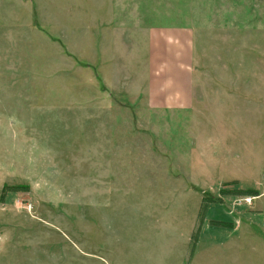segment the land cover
Listing matches in <instances>:
<instances>
[{"label":"rangeland","instance_id":"obj_1","mask_svg":"<svg viewBox=\"0 0 264 264\" xmlns=\"http://www.w3.org/2000/svg\"><path fill=\"white\" fill-rule=\"evenodd\" d=\"M133 1L117 47L113 30L96 46V0H0V264H159L166 226L209 196L210 215L237 217L253 198L236 179L264 181V166L208 173L225 136L247 135L250 170L264 159V0H146L152 25ZM157 22L173 40L146 43ZM189 26L195 42L177 39ZM144 64L157 103L165 65L198 71L200 109L136 100Z\"/></svg>","mask_w":264,"mask_h":264},{"label":"crops","instance_id":"obj_2","mask_svg":"<svg viewBox=\"0 0 264 264\" xmlns=\"http://www.w3.org/2000/svg\"><path fill=\"white\" fill-rule=\"evenodd\" d=\"M133 0H96L94 2V8L96 11L94 12L97 16L95 19V30L96 33V46H100L103 42L102 34L109 30H113L117 32V36H113L112 42L114 46L118 47V41H123L120 39L119 35V26L125 25V27L129 26V21L132 20L130 16H135L137 14L136 5H134ZM83 3V8H84ZM139 11L140 15L145 14L148 16L147 20L150 21L152 25V12H151V5L150 3H146L144 0L143 5H141ZM84 10V9H83ZM144 21V18H143ZM159 21V18L158 20ZM145 23V21H144ZM146 24V23H145ZM157 33L155 35L151 32V27L149 28L151 33L147 34L146 32L143 35V39H145L146 43L148 39L154 37V41H162V35L164 41L173 40L171 36H169L168 31L171 30L167 26L160 24L159 22L156 23ZM133 25V23H132ZM175 31V35L177 39L184 40L189 39V42L194 41L197 38V28L195 26H189L184 28V30L189 31V34H185L184 31H176V29L172 28ZM91 30V29H90ZM183 30V29H182ZM161 32V33H160ZM101 34V37L99 35ZM149 35V36H148ZM104 36V35H103ZM144 41V42H145ZM159 43V42H157ZM158 51L160 47L157 48ZM190 49V48H189ZM194 47L190 50V53L193 55ZM157 55V54H156ZM129 58V57H128ZM176 60H166L165 63L173 64V63H183V59L175 57ZM101 60L100 58L97 61ZM160 59L154 58V62L158 64ZM194 60L192 63H202V58L197 57L192 59ZM129 63L133 62V60H128ZM114 64L115 60H112ZM147 62V61H146ZM149 62V61H148ZM153 62V58H150V62ZM109 65L105 64L106 74L111 75L114 74L113 69H108ZM169 66L165 65V75L164 78L161 80V87L162 89L159 91V101L152 102L151 95H152V88H151V78L153 74L146 75L147 72H151L152 67L151 65L144 64L142 67L138 68L140 70V74L142 73L143 77H149V80H145L144 84H147V87L144 90L138 91V94L135 96L136 100H140L142 97L147 105L164 109L165 111L168 109H178V108H189L193 106H197V109H200L199 99L195 97L197 94V89H193V79L195 77L196 72H184V67L182 65L179 66ZM161 67H158V69ZM192 70V68H191ZM130 77V76H129ZM128 79V84L130 81ZM199 91V90H198ZM131 95V94H129ZM226 101L220 107V109H227L226 111H230V100H228V105L225 106ZM235 124V122H234ZM205 126L209 124L205 123ZM210 126V125H209ZM246 126V125H245ZM202 127V126H201ZM213 127H216L213 124ZM246 136H240L239 140L235 139L233 141V135L228 137L225 136L226 140L225 143L226 147V157L230 161H226L225 166H216L215 168H210L208 170L209 174H222V175H234L235 171H231L234 169L233 164L238 163V167L241 168L242 173L247 174H255L260 175L262 172V168L264 163H259L258 160L263 161L264 159L261 157H254L255 158V165L253 166V170H250L248 162V152L246 146ZM212 139V137H210ZM243 138V140H242ZM216 142V141H214ZM233 142V145L230 143ZM239 143V145H238ZM241 143V145H240ZM262 143V142H261ZM229 145V146H228ZM238 145V146H237ZM216 146L211 148V152L214 151ZM222 148V147H221ZM239 148V149H238ZM259 148V147H258ZM257 148V149H258ZM220 149V148H216ZM257 155V152H256ZM257 158V159H256ZM228 163V164H227ZM248 178H239L236 179L240 181V183H245V190L244 191H254L257 193L256 196H252L253 201L250 205H243L241 209V214H238L237 217L233 214L227 215V219H222L220 217L210 215V207L213 205H209L207 207L205 219L201 228V232L199 234V238L197 241V245L195 247L194 253L192 256H189V246L191 243L193 231L195 225L197 223V218L199 216V208L201 207L200 204L196 206L197 210L193 217L189 218L188 224L185 225L183 228L182 220H178L175 222L174 226L171 230L167 229L166 231L161 232V241L159 242V247L161 249L159 260L157 263L159 264H264V181L262 177L255 179L253 181H247ZM223 206H225L223 204ZM227 207V205L225 206ZM231 207L228 206V209ZM231 211V210H230ZM229 212V211H228ZM230 213V212H229ZM232 214V213H231ZM212 221H221V222H229L233 224V228H225V227H218L211 225ZM184 222V221H183ZM182 222V223H183ZM154 264V263H153Z\"/></svg>","mask_w":264,"mask_h":264},{"label":"trees","instance_id":"obj_3","mask_svg":"<svg viewBox=\"0 0 264 264\" xmlns=\"http://www.w3.org/2000/svg\"><path fill=\"white\" fill-rule=\"evenodd\" d=\"M247 193H248V195H252V196L257 195V193L254 191H248ZM210 204H222V201L218 198H211L210 196L204 198V200L202 202V206H201V211H200L198 219H197V225L193 231V235H192V239H191V243H190V256H192L194 253V250H195V247L197 245L198 238H199V234L201 232V228H202V225H203V222L205 219L207 207ZM211 225L218 226V227H225V228H233V224L229 223V222L212 221Z\"/></svg>","mask_w":264,"mask_h":264}]
</instances>
